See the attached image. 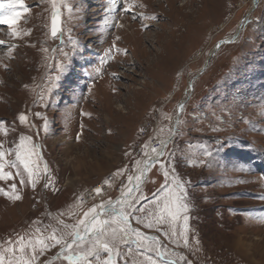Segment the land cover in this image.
<instances>
[{
  "label": "rangeland",
  "instance_id": "374dc122",
  "mask_svg": "<svg viewBox=\"0 0 264 264\" xmlns=\"http://www.w3.org/2000/svg\"><path fill=\"white\" fill-rule=\"evenodd\" d=\"M24 3L29 11L15 25L16 37L0 25V121L8 133L0 132V142L5 150L14 149L21 134L32 136L41 172L47 163L54 187L45 189L44 179L35 189L22 187L16 177L23 199L12 202L0 195V244L34 231L33 221H41L49 232L56 227L67 233L58 219L75 224L88 207L100 203V198L87 197L75 216H60L75 203L76 194L127 168L104 185L103 199L115 201L127 175L138 174L134 160L145 159L142 147L149 145L144 151L151 154L152 146L159 148L157 142L170 139L159 160L175 166V175L185 182L188 247L171 238L167 225L161 231L138 225L134 217L141 214L134 213L131 226L154 237L167 255L161 258L129 240L118 249L114 264H146L148 255L160 264L180 256L192 264H264V199L259 198L264 196V0H136L146 7L132 12L156 20H133L132 13L124 12L123 0H116L112 11L110 0H57L62 31L57 38L51 36L50 0ZM8 11V0H0V16ZM117 22L123 27H114ZM72 41H78L75 48ZM114 42L128 54H116L100 75L90 78L87 73ZM181 103L184 124L177 136L169 129ZM35 113L47 119V131ZM20 114L27 116L26 123H20ZM218 141L226 142L225 149L212 166L201 165L209 158L200 145L215 149ZM189 158L196 160L194 166ZM236 160L251 170L235 171L231 162ZM6 170L23 172V167ZM147 173L140 193L152 198L164 184L163 169L153 163ZM8 183L0 182V187ZM139 206L151 207L147 200ZM180 228L177 224V232ZM89 240L90 234L84 247ZM57 252L59 248L51 249L39 260H51ZM53 264L67 261L60 257Z\"/></svg>",
  "mask_w": 264,
  "mask_h": 264
},
{
  "label": "snow or ice",
  "instance_id": "6c2138e0",
  "mask_svg": "<svg viewBox=\"0 0 264 264\" xmlns=\"http://www.w3.org/2000/svg\"><path fill=\"white\" fill-rule=\"evenodd\" d=\"M63 2V0H61ZM52 5V18H51V36L53 38L58 37V33L62 34L60 27V11L57 6V0H50ZM10 11L6 12L3 16H0V25H7L11 30L10 34L13 37L18 35L15 25H17L23 13L29 11L25 6L24 0H8ZM111 7L109 11L115 8L116 0H110ZM19 6L22 11L17 10ZM64 6L68 8L69 12L72 11L71 6L64 3ZM146 7L143 4L136 3V0H123V10L125 13H132V19L141 20H156L154 15H146L144 12H132L133 9H139ZM105 23H108L107 19ZM114 27H123L118 22L113 25ZM147 28L148 25H142ZM28 33H24L27 35ZM119 40L120 37L115 38ZM0 44H4V41H0ZM73 47L78 45V41H72ZM219 47V45H217ZM47 51V49H45ZM123 52L127 55V49L121 50L116 47L115 42L110 48H108L104 56L100 59L99 65H97L87 75L91 78L93 74L100 75L102 73L103 65L107 64L110 60L114 59L115 55ZM67 55V53H65ZM5 67H7L5 65ZM66 67L61 65L60 71H65ZM59 80V76L55 78ZM51 91V89H49ZM90 91V89H89ZM41 100H44L43 95L40 96ZM48 105L46 104L45 107ZM185 111L183 103L179 105V112L176 115L174 128L169 129L172 135H180V128L184 124L181 119ZM35 115L45 120L44 130L47 131V119L42 117L40 113ZM82 115H89L88 113H82ZM20 123L27 122V116L20 114L18 117ZM171 119V117H169ZM6 122L0 121V132L7 136ZM83 128V125H81ZM143 132L144 129H141ZM212 131H218L217 128H212ZM80 136H77L79 140ZM171 138V137H170ZM33 137L21 134L19 141L15 145V148L4 149L3 142H0V182H9L7 187H0V195H3L12 202L21 201L23 199L22 194L19 191L16 177H21L19 180V186H31L35 189L38 182L44 179L46 182L43 184L45 189L54 187L51 180V173L47 163L43 164V171L41 172V157L37 153V145L32 143ZM226 142H217V147L212 149L208 145H200L202 148V155L209 158L208 160H200L201 165L208 164L212 166V161H216V157L225 149ZM168 141L161 140L160 147H151V154L144 149H147L149 145L142 147V154L145 157L143 160H134L135 171L138 174L127 175V183H122L119 191L120 196L113 201L111 198L105 201L103 199L104 190L103 185H110L111 179L116 176L124 175L126 171H130L127 168L118 169L112 174L110 179L103 181L102 186H96L87 193H78L75 195V203L67 209L66 212H61L60 216L69 215L75 216V209L84 206L87 197H91L93 200L100 198V203L92 204L88 207L83 215L77 219L75 224H66L63 219H58V223L62 225L63 229L70 230L65 233L62 230H58L56 227H51L49 232L47 228L41 227V221H33L36 225L34 231L24 233H17L15 238H9L4 244H0V264H53V261L62 257L67 261V264H114V258L119 256L118 249L124 243L129 240H134L137 246L140 248H147L149 250H155L161 258L167 255L166 252H161L156 247L155 238L151 236L143 235L139 227H133L130 224L131 218L134 213H140L141 215H135V220L138 225H143L146 229H152L155 227L157 231L162 230L163 225H167L170 229L169 235L177 243L182 240L184 247H188L189 244V221H190V204L188 202V192L185 188V182L181 181L176 175V168L173 166L169 168L167 164L161 163L159 158L164 156L167 149ZM14 160L6 159V157L13 155ZM126 156H131V153L126 152ZM169 156H175L174 152H169ZM36 157V159H33ZM18 162V163H17ZM153 163L160 164L163 169L164 184L153 194L152 198L144 196L140 193L141 185L145 182V174L149 171ZM191 165L196 164V160L189 158ZM143 165L142 167L140 165ZM23 167V172L8 171L6 169ZM231 166L235 171L247 172L250 171V165L243 160H236L231 162ZM26 174V178H25ZM171 176V180L169 177ZM243 183L244 181H240ZM139 193L138 195H134ZM260 199H264V196H260ZM147 200L151 205L150 208L144 206L137 207V204ZM50 215V214H49ZM260 219L264 220V217ZM180 224V231L177 232L176 225ZM116 225V227H113ZM32 227L31 225L29 226ZM50 227V226H49ZM59 232V234H58ZM91 235V240L88 241V246L84 247L85 238ZM70 237V239H69ZM179 237V240H177ZM153 242V243H150ZM198 243V241H197ZM74 245L76 246L74 248ZM59 248V252L51 260H39V257L44 256L51 249ZM106 254V255H105ZM146 264H160V261L154 259L151 255L145 257ZM192 264L184 256H180L177 260L168 259L166 264Z\"/></svg>",
  "mask_w": 264,
  "mask_h": 264
},
{
  "label": "bare ground",
  "instance_id": "6f19581e",
  "mask_svg": "<svg viewBox=\"0 0 264 264\" xmlns=\"http://www.w3.org/2000/svg\"><path fill=\"white\" fill-rule=\"evenodd\" d=\"M100 88H101V87H100ZM101 89H102V88H101ZM154 136H155V135H154ZM155 138H156V137H155ZM165 141H170V139H167V140H165ZM168 145H169V144H168ZM168 145H167V146H168ZM146 175H148V173L145 174V177H146ZM102 185H103V184H102ZM102 185H96V186H102ZM96 186H95V187H96ZM104 187H105V186L103 185V190H105ZM107 187H108V186H107ZM93 188H94V187H93ZM89 198H91V197L89 196L88 199H89ZM91 200H92V199H91ZM100 202H101V201H100ZM88 203H89V201H88Z\"/></svg>",
  "mask_w": 264,
  "mask_h": 264
},
{
  "label": "built area",
  "instance_id": "2783aa9c",
  "mask_svg": "<svg viewBox=\"0 0 264 264\" xmlns=\"http://www.w3.org/2000/svg\"><path fill=\"white\" fill-rule=\"evenodd\" d=\"M157 145H159L158 147H160V143L157 142ZM153 147V146H152ZM112 177V174H110V178ZM119 194H120V191H119Z\"/></svg>",
  "mask_w": 264,
  "mask_h": 264
}]
</instances>
